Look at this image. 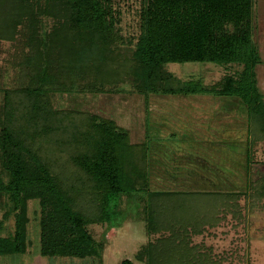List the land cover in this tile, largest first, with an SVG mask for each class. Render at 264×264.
<instances>
[{
	"label": "trees",
	"instance_id": "16d2710c",
	"mask_svg": "<svg viewBox=\"0 0 264 264\" xmlns=\"http://www.w3.org/2000/svg\"><path fill=\"white\" fill-rule=\"evenodd\" d=\"M253 6V0H139V34L123 39L121 12L113 0H0V40H22L26 50L18 63L17 86L2 90L0 102V212L4 221L13 218L15 224L13 235L0 239V255L25 251L29 201L40 206V254L85 258L97 254L88 226L106 225L104 236L116 225L112 214L118 202L112 204L109 196L145 190L152 211L156 209L148 232L156 233L162 226L154 219L161 215L156 203L173 194L149 188L150 143L156 139L152 129L146 130L149 142L131 144L111 119L55 109L54 94L95 95L129 84L146 100L199 93L236 97L246 104L248 121H259L252 136L264 137V106L254 73L260 59L252 40ZM168 63L242 69L197 90L196 81L166 71ZM254 102L262 108H251ZM248 191L252 201L264 198V178L250 183ZM216 195L228 213L239 198L233 192ZM224 196L231 200L223 201ZM208 220H213L210 225L219 221ZM172 234L146 245L140 260L170 264L166 255L183 248L186 239ZM186 249L188 253L180 250L177 264H216L206 258L210 252L196 245Z\"/></svg>",
	"mask_w": 264,
	"mask_h": 264
},
{
	"label": "rangeland",
	"instance_id": "374dc122",
	"mask_svg": "<svg viewBox=\"0 0 264 264\" xmlns=\"http://www.w3.org/2000/svg\"><path fill=\"white\" fill-rule=\"evenodd\" d=\"M113 2L121 12L120 35L123 39L136 37L139 34V0H113ZM253 3L252 40L260 59L254 68V73L256 87L261 94L258 97L264 106V0H253ZM23 51L26 52L22 40L13 42L0 40V102L3 97L2 90L17 86L18 63ZM241 69L239 65L225 68L210 63L165 65V70L179 80L196 81L197 90L210 87L225 74L235 75ZM114 87L112 92L95 95L54 94L53 107L92 112L111 119L117 127L126 132L125 140L128 139L131 144L140 142L144 144L145 140L149 142L146 130L149 133L152 129L156 139L150 143L151 159L148 160L152 167L148 174L151 191H158V187L160 189L185 187L187 185L183 184L190 183L200 189L205 187V190L233 192L236 196L238 193L239 198L237 197L236 201L238 204L234 202L233 205V202H230L229 204L235 208L233 209L232 206L228 213L226 205L219 200L221 196L216 195L219 192L162 190L161 192L170 194L173 192V194L165 195L156 203L161 215L154 219L161 221L162 226L158 224L160 230L149 233L148 221L156 213V209L155 212L152 211L145 190L142 191L140 187L135 189L133 186L137 194L134 190H129L122 196L120 194L109 196L112 204L118 202L112 219L114 224L119 225H115L104 236L106 225L88 226L97 254L75 258L46 257L40 254V206L38 201H29L25 251L0 255V264H122L124 261H129L130 264H146V261L140 260L139 257L142 249L149 243L158 244L159 242L155 243L156 240L160 241L168 236L173 238L172 233L178 234L175 236L178 240L186 239L183 248L170 250L169 255H166L165 258L169 259L170 264H177L180 250L182 253L185 250L188 253L186 247L192 245L210 252V257L206 258L216 264H264V198L260 200L254 198L252 201L249 191L245 193L250 183L258 178H264V137L255 134L252 136L253 124L255 122L259 124V121L253 123L251 120L248 121L251 118L246 104L236 97L207 96L202 93L187 96L151 95L146 100L145 95L136 92L129 84H118ZM253 106L259 109L261 104L254 102L251 108ZM156 124H176L174 134H170L173 133L170 129H158ZM221 132L223 133L220 134ZM172 137H178L177 141L188 143L187 146L175 145L173 150L176 149V154L179 155V152L183 154L182 150L185 149L184 155L194 157L196 161L198 157V161L203 163L202 171L198 172L195 168L192 171L193 176L181 177H176L174 172L168 171V179L165 176L162 178L158 176L154 169V161L157 162L154 158L156 156L158 159L161 158L159 153L157 155V151L160 152L164 145L156 146L155 143L174 141ZM252 137L255 139L253 145H251ZM169 138L172 140H166ZM191 142L198 144L192 145ZM152 143L154 146L151 147ZM182 160L181 163L191 164L190 159ZM160 166L161 164L156 168ZM167 166L169 167L170 164ZM161 179L171 180L170 183L165 181L166 183L161 185L158 182ZM226 197L228 196H224L222 200L229 202L231 199ZM237 211L240 213V218L234 217ZM214 217L219 220L216 225H210L213 220H208L209 224L205 223L206 219ZM0 221H2L0 239H7L13 235L14 220L11 218L4 221L0 212ZM198 223L207 226L201 227L197 225ZM165 225L167 229L163 232L161 227Z\"/></svg>",
	"mask_w": 264,
	"mask_h": 264
},
{
	"label": "crops",
	"instance_id": "0c3cea01",
	"mask_svg": "<svg viewBox=\"0 0 264 264\" xmlns=\"http://www.w3.org/2000/svg\"><path fill=\"white\" fill-rule=\"evenodd\" d=\"M157 125V128L158 129H160V128H164V129H170V131H173V133L172 132H170V134H174V131H175V128H174V126L176 125H173V124H156ZM174 128V129H173ZM207 130V129H206ZM206 130H203V131H206ZM177 132V131H176ZM207 132V131H206ZM223 132H221L220 134H222ZM178 137H175V138H173L172 137V139L174 140V141H167V142H159V143H155L156 144V146L158 145V144H160V145H164V146H162V148H161V151L159 152V151H157V155H158V153L160 154V156H161V158H157V156L154 158L157 162H155L154 161V166H155V171H156V173L158 174V176H160L161 178H162V176H165V178H167L168 179V176H169V174H167V172L169 171V172H171V173H173L174 172V174H175V176L176 177H181V176H185V175H188V176H193L194 174H193V170L196 168V169H198L197 171L198 172H200V171H202L203 170V163L202 162H200V161H198V157L196 158L197 159V161L194 159V157H191V156H186V155H184V151H185V149L184 150H182V152H183V154L181 153V152H179V155L178 154H176V149L175 150H173L174 149V146L175 145H178V144H184L185 146H187V142L186 141H177L176 139H177ZM172 139H166V140H172ZM180 140V139H179ZM191 144L192 145H194V144H198V142H191ZM191 145V146H192ZM159 147V146H158ZM183 148H185V147H183ZM178 150V149H177ZM178 157V158H177ZM184 158H186V159H190L191 160V164H186V163H181V162H183V160L182 159H184ZM158 162H160V163H158ZM192 162H193V165H192ZM162 163H165V165L164 164H162ZM159 164H161V166L160 167H158V168H156L157 166H159ZM167 164H170V166L168 167L167 166ZM176 171V172H175ZM178 171V172H177ZM188 171V172H187ZM170 176H172L171 174H170ZM167 179H161V180H159L158 182H160V184L161 185H164V183H166L165 181H167ZM171 180V179H170ZM170 180L169 181H167L168 183H170ZM180 180V179H179ZM180 181H182V180H180ZM186 181V180H185ZM188 182V181H187ZM183 185H187V186H185V187H169V188H165V187H161L162 189H160V187H158L159 189H158V191H162V190H164V191H166V190H185V191H204V192H206V191H208V192H210V191H212V190H205V187L204 188H199L198 186H195L194 184H183ZM195 186V187H194ZM198 189H197V188ZM213 191H217V192H220L219 190H213ZM176 192V191H175ZM75 258H77V257H75Z\"/></svg>",
	"mask_w": 264,
	"mask_h": 264
}]
</instances>
